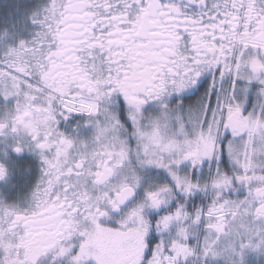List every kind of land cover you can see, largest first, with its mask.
<instances>
[{"label": "snow or ice", "instance_id": "snow-or-ice-1", "mask_svg": "<svg viewBox=\"0 0 264 264\" xmlns=\"http://www.w3.org/2000/svg\"><path fill=\"white\" fill-rule=\"evenodd\" d=\"M0 264H264V0L0 19Z\"/></svg>", "mask_w": 264, "mask_h": 264}, {"label": "trees", "instance_id": "trees-1", "mask_svg": "<svg viewBox=\"0 0 264 264\" xmlns=\"http://www.w3.org/2000/svg\"><path fill=\"white\" fill-rule=\"evenodd\" d=\"M15 0H2L0 3V19H9L16 10Z\"/></svg>", "mask_w": 264, "mask_h": 264}, {"label": "rangeland", "instance_id": "rangeland-1", "mask_svg": "<svg viewBox=\"0 0 264 264\" xmlns=\"http://www.w3.org/2000/svg\"><path fill=\"white\" fill-rule=\"evenodd\" d=\"M2 0H0V3H1ZM16 4H18L20 2V0H15L14 1Z\"/></svg>", "mask_w": 264, "mask_h": 264}]
</instances>
